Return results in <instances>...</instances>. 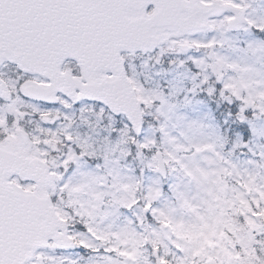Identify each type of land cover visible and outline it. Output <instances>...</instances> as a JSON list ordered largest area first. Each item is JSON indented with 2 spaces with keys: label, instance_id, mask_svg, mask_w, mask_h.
<instances>
[{
  "label": "snow or ice",
  "instance_id": "obj_1",
  "mask_svg": "<svg viewBox=\"0 0 264 264\" xmlns=\"http://www.w3.org/2000/svg\"><path fill=\"white\" fill-rule=\"evenodd\" d=\"M0 264H264V0H0Z\"/></svg>",
  "mask_w": 264,
  "mask_h": 264
}]
</instances>
